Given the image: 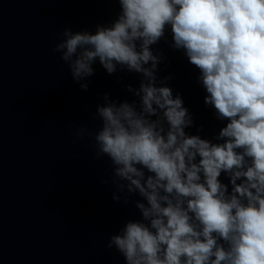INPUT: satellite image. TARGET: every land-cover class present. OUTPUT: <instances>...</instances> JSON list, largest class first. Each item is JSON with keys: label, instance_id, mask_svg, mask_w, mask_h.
<instances>
[{"label": "clouds", "instance_id": "clouds-1", "mask_svg": "<svg viewBox=\"0 0 264 264\" xmlns=\"http://www.w3.org/2000/svg\"><path fill=\"white\" fill-rule=\"evenodd\" d=\"M118 2L110 25L65 29L54 48L83 91L97 61L141 76L127 86L137 100L105 93L92 116L100 126L77 130L93 138L95 160L111 161L101 182L113 200L140 213L106 247L126 264H264V0ZM169 29L171 47L199 70L205 105L226 121L214 140L186 131L194 121L171 76L158 79L152 46Z\"/></svg>", "mask_w": 264, "mask_h": 264}]
</instances>
